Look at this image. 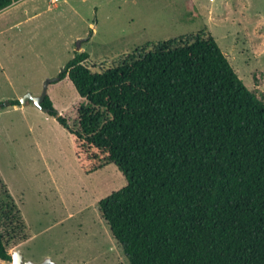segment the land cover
<instances>
[{
	"label": "trees",
	"instance_id": "16d2710c",
	"mask_svg": "<svg viewBox=\"0 0 264 264\" xmlns=\"http://www.w3.org/2000/svg\"><path fill=\"white\" fill-rule=\"evenodd\" d=\"M88 58L75 52L56 78L87 102L76 128L49 97L41 106L83 173L114 164L126 180L98 207L128 264H264V103L214 38L159 43L100 73Z\"/></svg>",
	"mask_w": 264,
	"mask_h": 264
},
{
	"label": "rangeland",
	"instance_id": "374dc122",
	"mask_svg": "<svg viewBox=\"0 0 264 264\" xmlns=\"http://www.w3.org/2000/svg\"><path fill=\"white\" fill-rule=\"evenodd\" d=\"M13 0L0 11V234L9 254L40 264H128L98 202L126 185L114 164L85 174L70 133L39 97L74 53L100 73L166 41L210 34L264 103V0ZM46 96L70 129L85 106L68 78ZM0 264H11L0 260Z\"/></svg>",
	"mask_w": 264,
	"mask_h": 264
},
{
	"label": "water",
	"instance_id": "95a60500",
	"mask_svg": "<svg viewBox=\"0 0 264 264\" xmlns=\"http://www.w3.org/2000/svg\"><path fill=\"white\" fill-rule=\"evenodd\" d=\"M56 81V79L54 80H48L46 82V85L51 83V82H54ZM46 85L43 89V92L42 94L39 96V97H31L29 95H27L22 101L21 103L24 105L25 104V100H31L42 112L46 113V110L42 108L41 106V103L43 102L44 98L46 97V93H47V88H46ZM6 106L8 104H5ZM3 106V105H1ZM0 106V108H1ZM11 255V264H33L31 262H25L23 261V258L20 256L19 252H14ZM40 264H53L50 260H45L44 262L40 263Z\"/></svg>",
	"mask_w": 264,
	"mask_h": 264
},
{
	"label": "built area",
	"instance_id": "2783aa9c",
	"mask_svg": "<svg viewBox=\"0 0 264 264\" xmlns=\"http://www.w3.org/2000/svg\"><path fill=\"white\" fill-rule=\"evenodd\" d=\"M53 1H56V0H53Z\"/></svg>",
	"mask_w": 264,
	"mask_h": 264
}]
</instances>
